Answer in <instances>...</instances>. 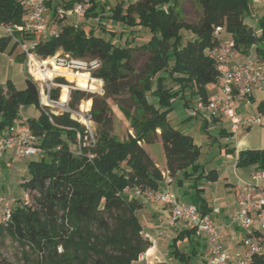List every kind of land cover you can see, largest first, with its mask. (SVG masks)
<instances>
[{
  "label": "trees",
  "instance_id": "16d2710c",
  "mask_svg": "<svg viewBox=\"0 0 264 264\" xmlns=\"http://www.w3.org/2000/svg\"><path fill=\"white\" fill-rule=\"evenodd\" d=\"M196 1L201 10L196 22L182 17L176 8L178 0L110 5L112 19L147 33L137 48L126 40L116 44L93 28L68 25L46 40H37L31 33H15L17 41H13L0 34V52L12 55L18 63L24 62L21 52L15 54L18 42L33 39L34 51L41 58L61 52L74 58L99 59L100 67L90 74L102 81L103 90L101 95L70 90L68 105L72 109L91 99L96 131L95 145L76 154L75 130L81 125L67 113L51 114L50 119L40 105L38 84L28 73L21 88L11 80L0 86V133L20 119L42 150L40 156L27 161L26 176L20 181L29 202H15L9 222L0 225V247L8 241L15 255V260L9 261L0 252V264H134L150 242L141 234L137 211L142 202L131 188L158 189L163 180L143 144L160 139L168 175L179 186L188 182L191 188L196 187L204 173L200 147L192 136L168 122V113L186 92L203 102L208 99L206 86L218 79L215 61L207 51L220 42L214 35L217 27L230 36L236 50L245 52L253 47L254 54L264 61V18L260 36L245 21L252 0ZM25 12L21 0H0V22L22 24ZM183 31L191 36H183ZM133 49L145 55L139 67ZM55 81L66 84L62 77ZM168 81L172 85L168 86ZM59 92V86L51 87L50 97L58 99ZM108 100L128 120L132 133L121 138L113 132ZM30 105L39 115L20 117V109ZM258 109L262 110V104ZM235 165L263 170L264 148L238 151ZM217 177L214 169L206 174L209 181ZM249 264H264V256L253 255Z\"/></svg>",
  "mask_w": 264,
  "mask_h": 264
},
{
  "label": "built area",
  "instance_id": "2783aa9c",
  "mask_svg": "<svg viewBox=\"0 0 264 264\" xmlns=\"http://www.w3.org/2000/svg\"><path fill=\"white\" fill-rule=\"evenodd\" d=\"M133 0H121L127 5ZM21 5L26 10L23 23L7 24L0 22V34L10 36L17 41L15 33H31L35 39L46 40L55 37L62 26L68 25L75 29L89 30L90 24L104 28L105 21L113 23L112 11L109 6L105 10L103 0H21ZM264 7V0L262 2ZM250 14L255 18L257 14L251 8ZM116 22V21H115ZM88 24V26H87ZM108 25V24H106ZM221 28L214 31L219 36L220 42L207 51L213 57L218 70L217 84L219 91L208 97L203 102L198 100L190 109V114L196 116L207 114L213 117H221L229 124L231 139H236L239 132L254 124L264 126V99L262 110L241 114L237 111L240 103L249 105L251 97L256 92L264 94V61L255 54L242 61H234V41L229 37H220ZM18 47L24 56L26 73L36 79L32 69L39 68L47 72L52 68V63L62 66L74 72H87L100 67L97 58H74L58 52L47 58H41L34 51L35 40H23L18 42ZM53 78L36 79L41 81L39 88V102L45 108V113L51 119V114H69L70 118L81 125L76 132L75 153L83 148L95 145V123L90 109H72L65 102L50 97L51 85H55ZM59 85V84H56ZM39 87V86H38ZM35 138L29 127L20 119H14L12 123L0 133V171L1 158L7 149H14L17 156L23 158H36L42 150L35 145ZM264 169L251 173L250 181L240 185L236 194L237 209L233 222L245 233L242 236L241 252H229L223 244L221 233L214 224L211 216L201 212L192 203H181L175 194L167 189H141L138 186L131 188L132 194L138 197L142 203H160L170 207V221L181 222L186 228L197 234H204L208 244L207 262L209 264H249L253 255L264 256ZM22 200L29 202L27 191H22ZM13 202L6 195L0 194V225H5L11 218ZM217 211V209H215ZM161 234L159 229L155 230Z\"/></svg>",
  "mask_w": 264,
  "mask_h": 264
},
{
  "label": "crops",
  "instance_id": "0c3cea01",
  "mask_svg": "<svg viewBox=\"0 0 264 264\" xmlns=\"http://www.w3.org/2000/svg\"><path fill=\"white\" fill-rule=\"evenodd\" d=\"M262 2L263 0H252V8L256 10L257 14L255 18L249 14L245 19L252 26L257 36L263 34L261 20L264 18V7ZM182 33L185 37L191 36L189 32L183 31ZM220 37L225 39L230 36L226 32L221 31ZM262 44L264 47V38ZM254 53L253 47H250L245 52L235 49L233 60L242 61ZM7 55H5V52H0V86H4L7 80H11L15 86H17L18 81L24 83L26 74L24 62H15L13 57ZM13 70L16 71V77L12 76ZM206 89L208 96L219 91L217 82L208 84ZM263 99L264 94L256 92L251 97L249 105L240 103L237 110L241 114L254 112L262 104ZM198 100V96H191L186 92L184 97H180L177 100V106L181 107L180 111L173 113V110H171L168 113V122L174 128L192 136L194 142L200 147L199 163L203 165L204 173L195 188H191L188 182H184L183 185L179 186L168 175L160 139L156 141L161 147L160 152L157 149L158 156L154 155V149L149 144H143L142 146L163 174V180L159 184L158 189H167L175 194L179 202L192 203L197 206L199 211L208 213L219 229L222 242L229 252H241L243 250L241 239L245 232L233 222L237 209L236 194L241 184L250 181V175L254 172V167H236V156L240 150L261 149L264 146L256 145L251 147L245 141L243 144L238 145L237 139L230 138L228 122L221 117H213L207 114L192 116L190 109ZM86 101L83 100L82 105ZM89 101L88 109L91 107V100ZM110 106L114 113L113 127L116 128L121 119L120 114L115 109V107L117 108L116 105L113 107L110 104ZM117 110L119 111L118 108ZM19 115L23 118L37 117L39 110L30 105L22 107ZM191 119L197 121L195 128L189 124ZM176 125H181L182 127H177ZM250 128L242 131H247ZM130 133L132 132L130 131ZM232 141H236L233 149L229 147ZM28 160L30 158L17 156L14 149H7L4 152L1 158L0 194L6 195L10 191V184H8L9 174L15 171L16 165H20L23 162L20 175L26 176ZM211 169L216 170L218 173L215 181H209L206 178L207 172ZM21 180H19L18 187L20 192L23 191L20 186ZM261 184H264V181H261ZM137 217L142 227L141 234L150 242V246L138 257L134 264H209L207 262L208 244L206 236L197 234L193 230L191 231L181 222L172 223L168 205L142 203V207L137 211ZM156 229H159L161 234L157 235L155 233Z\"/></svg>",
  "mask_w": 264,
  "mask_h": 264
},
{
  "label": "rangeland",
  "instance_id": "374dc122",
  "mask_svg": "<svg viewBox=\"0 0 264 264\" xmlns=\"http://www.w3.org/2000/svg\"><path fill=\"white\" fill-rule=\"evenodd\" d=\"M105 2V5L103 6L105 8V10L107 9L108 6L113 5L114 3L117 2H121V0H103ZM176 8L180 11L182 17L184 19H186L189 22H196L198 20V18L200 17V7L197 3L196 0H178V3L176 5ZM108 24V25H106ZM88 26V24H87ZM92 27L95 31V33L100 34L104 37H109L112 38V40L119 45H122L124 43V41L126 40L127 42H130L131 46H134L135 48H137L141 43H143L146 39H147V33L140 27H129V26H124L122 24H120L119 22H113L110 23L107 20L105 21V25L104 28L101 27H97L95 25L90 24L88 27ZM111 32H114V36H111ZM121 35V37H120ZM133 47V48H134ZM20 48L17 47L15 54L16 53H20ZM59 54H61V52H58ZM5 55H7V53L5 52ZM7 56H11L12 55H7ZM133 57H134V63L137 67L141 66L144 59H145V55L143 52H141L140 50H134L133 49ZM12 76L16 77V71L13 70L12 72ZM57 77H62L65 81L66 84H59L55 81V78ZM90 78H93L91 76V74H89ZM53 82L55 83V85H51V87H57L59 86V88L61 89V85H66L68 88V98H69V93L70 90L73 89H80L83 90L85 92H90V93H95V94H102L103 90H102V81L101 83L98 82H94L93 84L95 85V89L89 90V89H81L76 85L75 81H69L68 79H66L65 76L63 75H54L52 77ZM97 79V78H95ZM33 80L38 84L39 88H40V82L39 80H36L33 78ZM59 84V85H56ZM172 85V83L170 81H168V86ZM17 86L19 88L24 86V83L22 82H17ZM61 92V90H60ZM60 92H59V96H60ZM151 101L152 99L149 98ZM59 100V97H58ZM91 100V99H89ZM83 100L80 101V103L76 106V110H79V107L81 106ZM92 102V101H91ZM109 104H111L114 107V102L112 100H108ZM68 103H69V99H68ZM174 108L173 113H178L181 109V107L177 106V101L174 104ZM116 111L119 112L120 114V122L119 124L116 126V128L113 127V132H115L116 135H118V137H124L126 135L127 132H132V130L129 127V122L128 120L123 116V114L120 112V110L118 111L117 108L115 107ZM239 111V110H237ZM114 116V113H113ZM114 120V117H113ZM197 121L195 119H191L190 123L192 127H196ZM177 127H182L181 125H176ZM206 138V137H205ZM210 139V138H209ZM238 145H241L245 143L248 146H264V126L258 125V124H254L251 126V128L247 131H241L239 132L238 137L236 138ZM236 141H232L230 143L231 149H233V146H235ZM245 144V145H246ZM150 147L152 149H154L153 151L155 152L154 155L158 156L157 154V149L158 152H160L161 147L160 145H158V143H156V141L152 144H149ZM231 153V152H230ZM227 158V157H226ZM228 159V158H227ZM225 164V163H224ZM216 165V164H215ZM21 168H23V162L20 165H16V173L15 171L10 172L9 174V179H8V184H10V191L7 192L6 196L12 200L13 205L15 202H17L18 200L22 199V192L19 191V180L20 179H24V176L20 175L21 173ZM0 252L2 254V256L4 258H6L9 261H14L15 260V255H14V248L13 246L10 245V243L8 241H6L4 243L3 246L0 247ZM178 264H182V263H178Z\"/></svg>",
  "mask_w": 264,
  "mask_h": 264
},
{
  "label": "bare ground",
  "instance_id": "6f19581e",
  "mask_svg": "<svg viewBox=\"0 0 264 264\" xmlns=\"http://www.w3.org/2000/svg\"><path fill=\"white\" fill-rule=\"evenodd\" d=\"M32 73L34 74L36 79H43V78H52L54 75H63L68 79L69 81H75L76 85L81 89H95L94 82L100 83L99 79L90 78L89 74L87 72H74L70 71L69 69L57 66L56 64L52 63V68L47 70V72L41 71L38 67L35 69H32ZM61 92L59 96L60 102H65L68 98V88L66 85H61ZM69 99V98H68ZM90 104L89 99L85 102L84 105L81 104V108L88 109ZM79 107V108H80Z\"/></svg>",
  "mask_w": 264,
  "mask_h": 264
}]
</instances>
